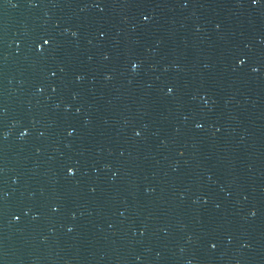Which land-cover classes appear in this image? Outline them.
Here are the masks:
<instances>
[{
	"label": "water",
	"instance_id": "1",
	"mask_svg": "<svg viewBox=\"0 0 264 264\" xmlns=\"http://www.w3.org/2000/svg\"><path fill=\"white\" fill-rule=\"evenodd\" d=\"M0 264H264V0H0Z\"/></svg>",
	"mask_w": 264,
	"mask_h": 264
}]
</instances>
